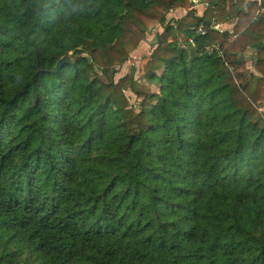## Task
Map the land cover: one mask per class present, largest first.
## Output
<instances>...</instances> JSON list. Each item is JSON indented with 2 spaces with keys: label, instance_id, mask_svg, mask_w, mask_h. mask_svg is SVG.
<instances>
[{
  "label": "trees",
  "instance_id": "16d2710c",
  "mask_svg": "<svg viewBox=\"0 0 264 264\" xmlns=\"http://www.w3.org/2000/svg\"><path fill=\"white\" fill-rule=\"evenodd\" d=\"M80 2L0 0V264H264V0Z\"/></svg>",
  "mask_w": 264,
  "mask_h": 264
},
{
  "label": "rangeland",
  "instance_id": "374dc122",
  "mask_svg": "<svg viewBox=\"0 0 264 264\" xmlns=\"http://www.w3.org/2000/svg\"><path fill=\"white\" fill-rule=\"evenodd\" d=\"M192 1L195 4L194 8L196 12H197L196 5H204V4L199 3L198 0H192ZM152 13H154L156 16H159L158 14L159 12L152 11ZM167 14H168L167 15L168 19L170 18L178 19L183 16L184 10L176 9V10L170 11ZM219 29L228 30L230 33H232L233 25L223 24V26L219 27ZM161 31H162L161 27L157 25L153 29L147 32L145 39L142 40L140 44H138V47L130 54L129 59L126 61V63L118 69L119 71L114 76L115 80H118L120 76H123V75L125 76V74L132 72L134 74L133 76L138 82H140L141 84L147 85L151 90L157 91V88H156L157 86L152 85V84L150 85V83L148 82V77L146 76V73H145L146 72L145 65L153 50V45L155 44V38H154L155 34L156 32H161ZM244 60L246 63H245V66L241 68V71L245 72V74L247 73L249 74L250 72L254 74L255 76H260V73L255 68V63L257 61L255 51L252 49H248L244 53ZM159 73L160 72H158V74ZM125 94L129 98L130 103L136 104L138 102L136 97L130 91L126 90ZM258 104L260 105L259 111L260 112L263 111L264 110V100Z\"/></svg>",
  "mask_w": 264,
  "mask_h": 264
},
{
  "label": "clouds",
  "instance_id": "9594fccd",
  "mask_svg": "<svg viewBox=\"0 0 264 264\" xmlns=\"http://www.w3.org/2000/svg\"><path fill=\"white\" fill-rule=\"evenodd\" d=\"M65 14H78L84 11V5L80 0H65L63 7Z\"/></svg>",
  "mask_w": 264,
  "mask_h": 264
},
{
  "label": "water",
  "instance_id": "95a60500",
  "mask_svg": "<svg viewBox=\"0 0 264 264\" xmlns=\"http://www.w3.org/2000/svg\"><path fill=\"white\" fill-rule=\"evenodd\" d=\"M70 62H71V58H70L69 55H66V56L61 57V58L57 61L56 65L54 66V68H53V70H52V72H56V71H58L62 66H64V65L67 64V63H70Z\"/></svg>",
  "mask_w": 264,
  "mask_h": 264
},
{
  "label": "crops",
  "instance_id": "0c3cea01",
  "mask_svg": "<svg viewBox=\"0 0 264 264\" xmlns=\"http://www.w3.org/2000/svg\"><path fill=\"white\" fill-rule=\"evenodd\" d=\"M196 9H197V12H196L197 16H202V14H203L202 12H204V10H205V5H196ZM227 24L228 25H234L233 23H227ZM222 26L223 25H220V26H218V28L222 27Z\"/></svg>",
  "mask_w": 264,
  "mask_h": 264
}]
</instances>
